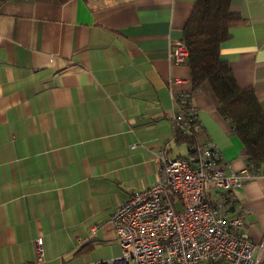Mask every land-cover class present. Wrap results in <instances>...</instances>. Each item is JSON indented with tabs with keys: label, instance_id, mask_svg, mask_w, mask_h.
<instances>
[{
	"label": "crops",
	"instance_id": "0c3cea01",
	"mask_svg": "<svg viewBox=\"0 0 264 264\" xmlns=\"http://www.w3.org/2000/svg\"><path fill=\"white\" fill-rule=\"evenodd\" d=\"M196 0H9L0 10V264H92L122 247L110 217L154 184V152L190 157L175 141L177 95L231 170L244 144L209 84L169 49ZM244 23L221 56L264 107V0H232ZM135 143L140 144L131 148ZM246 229L264 243V167L235 191ZM42 237L44 258L37 254Z\"/></svg>",
	"mask_w": 264,
	"mask_h": 264
},
{
	"label": "built area",
	"instance_id": "2783aa9c",
	"mask_svg": "<svg viewBox=\"0 0 264 264\" xmlns=\"http://www.w3.org/2000/svg\"><path fill=\"white\" fill-rule=\"evenodd\" d=\"M169 55L176 63H186V42L172 43ZM176 99L175 127L197 135L201 124L190 94ZM195 152L194 157L154 152L157 181L135 190L110 217L122 254L92 264H264V243L251 239L246 211L235 194L257 176L253 166L231 170L211 140H198ZM36 243L43 259L42 237Z\"/></svg>",
	"mask_w": 264,
	"mask_h": 264
},
{
	"label": "trees",
	"instance_id": "16d2710c",
	"mask_svg": "<svg viewBox=\"0 0 264 264\" xmlns=\"http://www.w3.org/2000/svg\"><path fill=\"white\" fill-rule=\"evenodd\" d=\"M9 0H0L2 5ZM232 0H196L183 29L189 49L187 64L191 69L193 90L207 83L219 101V112L233 125L244 144L248 165L256 173L264 167V107L252 87L239 85L235 74L221 56L222 44L230 39L231 28L244 23L231 9ZM176 142L186 143L194 157L198 140L195 133L176 128Z\"/></svg>",
	"mask_w": 264,
	"mask_h": 264
},
{
	"label": "water",
	"instance_id": "95a60500",
	"mask_svg": "<svg viewBox=\"0 0 264 264\" xmlns=\"http://www.w3.org/2000/svg\"><path fill=\"white\" fill-rule=\"evenodd\" d=\"M192 151H193V152H195V150H192ZM194 161H195V162H197V161H198V159H195Z\"/></svg>",
	"mask_w": 264,
	"mask_h": 264
}]
</instances>
